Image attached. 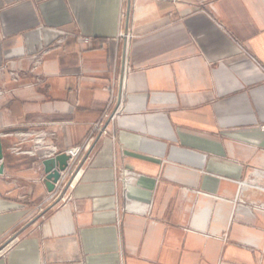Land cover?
Instances as JSON below:
<instances>
[{
	"label": "crops",
	"instance_id": "obj_1",
	"mask_svg": "<svg viewBox=\"0 0 264 264\" xmlns=\"http://www.w3.org/2000/svg\"><path fill=\"white\" fill-rule=\"evenodd\" d=\"M130 2L0 0V264H264V0Z\"/></svg>",
	"mask_w": 264,
	"mask_h": 264
},
{
	"label": "built area",
	"instance_id": "obj_2",
	"mask_svg": "<svg viewBox=\"0 0 264 264\" xmlns=\"http://www.w3.org/2000/svg\"><path fill=\"white\" fill-rule=\"evenodd\" d=\"M90 38H84V42H89ZM94 137L91 136L87 143L83 147H76L75 149H69L67 154L69 155L67 169L61 171L60 177L55 184V187L50 191V198L53 200L64 199L65 201L71 198L70 189L74 187L76 183V177L84 168V164L88 159V155L92 149ZM87 152L82 158L81 154Z\"/></svg>",
	"mask_w": 264,
	"mask_h": 264
},
{
	"label": "water",
	"instance_id": "obj_3",
	"mask_svg": "<svg viewBox=\"0 0 264 264\" xmlns=\"http://www.w3.org/2000/svg\"><path fill=\"white\" fill-rule=\"evenodd\" d=\"M127 3H128L127 17H128V14L130 12V5H131L130 0H127ZM124 59H125V55L123 57V60ZM4 157H5V153H3L2 138H0V174H2L4 171L3 168ZM68 160H69V155L66 152H61L60 154L52 158L46 159V161L43 162L44 172L46 174L45 181L49 191H52L54 189L55 184L57 183V180L60 177L61 171L67 169Z\"/></svg>",
	"mask_w": 264,
	"mask_h": 264
},
{
	"label": "rangeland",
	"instance_id": "obj_4",
	"mask_svg": "<svg viewBox=\"0 0 264 264\" xmlns=\"http://www.w3.org/2000/svg\"><path fill=\"white\" fill-rule=\"evenodd\" d=\"M50 192V191H49ZM51 193V192H50ZM50 195V194H49ZM39 212H43V204L39 205V207L37 208Z\"/></svg>",
	"mask_w": 264,
	"mask_h": 264
}]
</instances>
